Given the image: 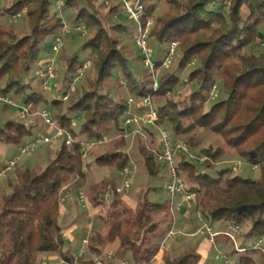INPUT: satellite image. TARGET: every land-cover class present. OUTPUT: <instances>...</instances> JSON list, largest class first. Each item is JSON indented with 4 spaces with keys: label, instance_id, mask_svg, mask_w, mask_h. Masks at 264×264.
<instances>
[{
    "label": "trees",
    "instance_id": "trees-1",
    "mask_svg": "<svg viewBox=\"0 0 264 264\" xmlns=\"http://www.w3.org/2000/svg\"><path fill=\"white\" fill-rule=\"evenodd\" d=\"M74 1L78 13L73 23L90 29L83 44L90 53L85 60H80L78 53L61 56L63 81L68 85L62 96L51 102L43 93L48 79L39 74L27 79L26 74L38 61L42 43L57 36L65 26L56 0H12L0 5V18L23 16L27 22L26 29L0 28V92L12 93L20 98L21 105L49 102L54 119L74 139L70 144L62 142L45 169H21L12 190L1 196L0 264H42L44 255L50 253L58 254L69 264L74 262L76 256L65 250L61 195L72 177L84 180L87 176L82 159L84 142L103 139L110 126L124 139L128 129L124 126L126 113L130 109L141 112L139 101L147 95L154 98L174 93L181 82L180 70L191 63L195 66L188 81L196 83V87L182 100L154 102L159 115L157 125L169 126L178 137L189 135L187 140L192 146L197 144L194 133L198 129L209 130L260 169L258 179L235 173L232 167L216 169L223 147L202 148L200 152L208 158L205 162L191 160L185 154L177 159L178 171L195 193L196 210L204 221H228L238 226L248 223L247 241L264 236V48L260 52L250 49L264 43V0H140L145 9L144 22L155 15L158 3L165 6L154 16L150 30V38L156 39L163 52L154 60L157 67L171 43L178 42V67L158 77L157 89L148 68L144 66L150 72L149 79L133 68V63L143 62L136 41L140 55L131 54L128 44L121 45L116 35L127 32V26L104 22L94 0H84L83 4L64 0L63 8H70ZM118 9L119 5L112 6L111 15L116 16ZM85 63L90 64L88 82L71 94L73 79ZM214 89L226 96L207 108ZM75 118L80 120L78 130L74 127ZM33 129L18 118L9 119L0 127V142L20 144ZM144 129L150 140L141 146L143 165L147 174L157 175L161 162L155 155L156 130L146 125ZM95 159L117 172L131 165L130 153L124 148L99 153ZM117 188V183L109 178L90 186L94 206H100L108 194L112 198L107 214L99 215L103 229L89 233L87 251L92 256L80 258V264H94L93 257L103 255L109 245H116L117 261L127 258L133 264H151L173 227L171 198L166 202L150 200L151 187L132 207L122 201ZM227 233L230 244L232 239ZM236 253L238 264H264V252L253 244L242 250L232 246L229 254ZM200 260V254L191 249L164 256V264H199Z\"/></svg>",
    "mask_w": 264,
    "mask_h": 264
},
{
    "label": "rangeland",
    "instance_id": "rangeland-1",
    "mask_svg": "<svg viewBox=\"0 0 264 264\" xmlns=\"http://www.w3.org/2000/svg\"><path fill=\"white\" fill-rule=\"evenodd\" d=\"M97 8L100 10L103 16H101V19L104 22H107L109 24H115V22L122 23L127 26V32L124 33H118L116 34L117 37L120 39L121 45L128 44V46L131 48L133 55H140L138 49L135 46V38L134 35L137 32V25L135 21L132 19L130 13H128L125 8V1L127 0H94ZM129 1V0H128ZM133 1V0H131ZM12 0H0V5L4 4H10ZM64 2V0H63ZM81 4H83L84 0H79ZM119 5L118 12L116 13V16L111 15L110 8L114 5ZM165 6L163 3H158L157 9L155 11V15H153L150 18H155L156 14L162 12L164 10ZM59 10V14L63 19L65 20V26L61 33H59L57 36L61 37L60 42V48L58 51L53 50V46L56 43V36H50L48 37L43 43H42V50L39 55L38 61L33 65V68L30 72L26 74V78L30 79L34 75L39 74V72L45 67L46 63L50 59H56L55 63V77L49 78L46 83L43 85L44 88V96L48 99L49 102L53 100L54 98L61 97L64 90L66 89L68 83H65L64 77L65 72L63 68V63L61 61V56L64 54L74 55L75 53L79 54L80 60H85L90 53V50L83 49V44L86 41L87 37L91 34V31L89 28H87L84 24H80L76 27V23H73L75 18L77 17V11L78 9L75 7V1L73 2V6L70 8H63V5L61 6ZM113 16V17H112ZM76 24V25H74ZM154 24V23H153ZM153 24L151 26V29L153 27ZM81 27V28H80ZM0 28H4L6 30H12V29H18V28H27V22L25 18L22 17H13L8 18L5 16H2L0 18ZM177 42V41H175ZM150 44L152 47V59L155 60L159 56L163 55L162 48L160 45H158V42L155 38H150ZM264 48L263 44H258L252 48L251 50L255 52H260ZM165 55V54H164ZM180 60L179 53H176L175 55L171 56L170 61L166 66H160L157 67L156 75L159 77L166 72H171L177 69L178 64ZM144 63L142 61H138L136 64L133 63V68L135 70L140 71V75H142L145 78H151L150 72L144 67ZM194 63H191L188 67H186L183 71L180 70L181 75V82L178 84L175 88V92L172 94H165L164 96H157L153 98V101L156 104L164 103L166 99L175 98L177 100H182L185 98V96L188 95L189 90L194 89L196 87V83L192 84L188 81L189 73L194 68ZM84 69V66L82 67ZM80 69V71L82 70ZM146 69V70H145ZM90 64L88 63L86 69L84 70V75L82 78H80L77 82H73L70 87V93L72 94L76 87H80V85L85 84L88 82V77L90 75ZM36 83V81H35ZM2 82L0 81V85ZM40 86V85H38ZM124 90V89H122ZM123 92V91H121ZM12 98L15 99L17 104L14 105H2L0 107V127H2L9 119L18 118L19 120H22L26 122V124L31 125L34 129L30 136L25 138L20 144H12V143H2L0 142V166H4L8 163L10 159H12L14 156L20 154V149L22 146H25L28 144L32 139L38 136L42 135H52L55 132V128H52L50 132L47 131V128L50 127V125L46 122V120L39 115L41 111L46 108L50 112V116L53 117V110L50 108V103H41L38 106H31V114L28 115L26 118L20 117V110H21V102L20 98L13 97V94H9ZM226 95L219 91L217 89L212 96V100H210L207 103V108H209L212 103L216 102L217 100H220L221 98L225 97ZM141 103V100L139 101V105ZM26 106V105H24ZM39 112V113H38ZM76 119V118H75ZM74 119V127L78 130L80 125V120ZM147 126L153 130H156V127L151 124H147ZM168 131L172 134V137L174 139H182L186 140L189 139L188 136L178 137L176 136L171 128L167 126ZM195 137L197 140V144L192 146L194 151L197 154H200L201 149L207 146H213L214 148L223 147V154L218 158L216 161L215 167L216 169H221L223 167H232V169L240 165L238 168V171L235 173H240L241 175L245 177H250L252 179H258L260 177V169L251 163L247 162L246 160L242 159L239 154H237L233 149L228 148L224 145V140L219 135H216L215 133L209 131V130H203L198 129L195 133ZM104 143L99 144L98 146H94L90 151L88 152L87 159L84 161V170L87 171V176L83 180L78 177H72L70 179V182H68L65 187L63 188V192L61 195V204L64 200H66L69 196L72 195V193L75 192L77 194L79 191H85L88 198H89V207L84 209H98L99 212L106 215L108 208L110 206V199L112 198L111 195H106L108 199H106L100 206H94V204L91 202V192H90V186L99 180L103 178H109L112 179V182L117 183L118 188L123 186L125 175L121 172H117L115 169L108 167V166H101L96 161V155L105 151H114L119 148H124V150H127L130 153L131 156V165L128 166L130 169V172L132 174V178L130 181V186L123 190L122 192H118L120 197L122 198V201L125 202L128 206H134L137 205V203L143 198L144 194L147 192V190L151 187L152 190L149 192V199L152 201H159V202H166L169 200L168 192L165 189L166 183L168 178L170 177V174L168 172L167 166L164 163L161 164V170L157 175H149L146 173V170L143 165V155L141 153V146L143 143L149 142L150 140V134L146 132L144 128H140L139 126H131L128 127V129L125 132L124 139L122 137V134H120L117 129L114 126H110L109 130L107 131L106 135L104 136ZM160 139V133L158 130H156L155 133V140L159 142ZM196 140L194 143H196ZM63 142V139H59L58 141L54 143H39L37 147H35L33 150H30L26 154H23L20 156L19 160L17 161V165L12 168L10 171H8L5 175L0 177V187L3 182L6 180L11 179L12 185L8 186L5 191L0 190V197L4 193H9L12 190V187L14 183L17 181L16 175L17 171L23 169V168H31L36 169L38 171H41L46 168V166L49 164V162L54 159L57 150L61 146ZM156 148V147H155ZM204 155L203 153H201ZM206 156V155H204ZM83 159V158H82ZM208 159V158H207ZM199 162V161H197ZM238 167V166H237ZM215 170H211V172H214ZM234 172V171H233ZM188 184V182H187ZM117 188V189H118ZM127 197V198H126ZM77 202V201H76ZM79 203V201H78ZM78 203H76L78 205ZM193 206L196 214L193 215V217L186 222V220L181 217V213H179L181 210L178 209L179 206L175 205L173 207V212L176 214L178 218V225L176 228L173 229V233L178 231V229H181L182 232L179 234L185 240H190V242H193L192 239H190L189 233H194L197 230V227H201L203 230V233H198L196 237L194 238L196 241H199L201 238H204L207 228L211 227L213 231L221 230V226H226L230 224L228 221H204V219L197 215V210L195 206V200L192 201L188 205L184 206ZM79 206L81 209L83 208L81 204L79 203ZM77 207V206H76ZM182 207V206H181ZM199 212V211H198ZM100 213V214H101ZM200 213V212H199ZM177 221V220H176ZM60 223L64 224L63 218L60 217ZM235 224H232L228 232H232L231 229L232 226ZM238 226V225H237ZM97 226H94L96 228ZM183 228V229H182ZM249 228V224L246 223L243 226H239V229L233 233L235 240H232V246L240 248L242 250L243 246H246L247 244H253L255 245L256 240L253 239L251 241H247L245 238V234ZM196 230V231H195ZM232 239V238H231ZM166 244L168 240L166 239ZM67 245V243H66ZM230 246V244H227ZM260 249L264 252V241L260 244ZM231 246V247H232ZM66 247V246H65ZM214 252L211 254V259L213 263L215 264H226L225 261L227 260L228 264H236L238 263V253L236 254H229V256L226 255V251L228 250L221 248H216L213 250ZM86 257H91V253L88 251H84ZM217 254L225 255V259H219L217 257ZM259 260V259H258Z\"/></svg>",
    "mask_w": 264,
    "mask_h": 264
},
{
    "label": "built area",
    "instance_id": "built-area-1",
    "mask_svg": "<svg viewBox=\"0 0 264 264\" xmlns=\"http://www.w3.org/2000/svg\"><path fill=\"white\" fill-rule=\"evenodd\" d=\"M57 8H61L63 4V0H56L55 2ZM125 10L130 13L132 19L135 21L137 25V34L135 36V41L140 49L142 54V59L144 66L150 70L152 73L153 78V87L155 89L159 86V78L156 75L157 66L152 59V47L150 44V30L153 24V19L148 18L145 22L143 21V16L145 14L144 5L141 3L140 0H127L125 1L124 5ZM81 28V27H80ZM56 43L53 46L54 51H58L60 48L61 37L56 36ZM178 47V42H172L169 51L167 52L166 56L164 57L161 66H166L170 61L171 56L175 54V50ZM55 63L56 59H50L46 63L45 67L39 72L40 78H53L55 77ZM88 63L84 64V69L78 72L77 76L73 79V82H77L78 79L83 77L84 70L86 69ZM215 89L212 93H214ZM67 96H65V99ZM17 102L14 98H12L8 94H4L0 92V107L2 105H16ZM129 104H133V99H129ZM143 108L141 112L135 111L133 112L131 109L126 113L124 117V126L127 128L129 126H139L141 129L144 128V125L147 124L154 125L156 130L160 133V139L158 142V149L155 150L156 158L159 162L164 163L167 166L168 172L170 177L166 183V190L171 198V207L173 208L175 205L177 206H184L190 204L192 201L195 200V193L191 192L188 189V184L184 179V176L181 175L177 168V159L180 155L185 154L191 160H197L200 162H205L207 160V156L202 154H197L192 146L186 141L182 139H174L170 131L167 128L157 125L158 120V112L154 105L153 97L151 95H147L143 99H141V103L139 105ZM31 106H21L20 110V117L26 118L28 115L31 114ZM39 113V112H38ZM46 122L50 125V128H55V132L52 135H42L38 136L35 139L31 140L25 146H22L20 149V154L14 156L12 159L8 161L7 164L0 168V177L5 175L8 171L14 168L17 165V161L19 160L20 156L26 154L30 150H33L39 143H54L59 139H63L64 142L70 144L73 142V136L71 132L67 129L61 127L58 122L54 119V117L50 116V112L48 109L44 108L41 113H39ZM104 139H97L88 142H84L82 158L83 160L87 159L88 152L94 146H98L101 143H104ZM238 166V167H237ZM233 168L234 172L238 171L240 165H237ZM125 175L124 184L122 187L118 188V192H122L126 188L130 186V181L132 178V174L130 172L129 167H127L124 171L121 172ZM106 199L108 197L106 196ZM78 201L83 208L89 207V198L85 191H79L78 193ZM207 233L213 238L217 233L213 232V230L208 227ZM233 231L228 232L227 234L235 240L233 233H235L239 226L233 225L231 228ZM173 234V229H171L164 241L161 243V248L164 247L165 241L168 237ZM264 237V236H263ZM255 242L256 247H261V243L264 241V238H259ZM84 251H81L76 257L73 263L71 264H80V258L84 257ZM224 258V256H220ZM94 264H133L131 260L124 258L119 261L115 259V254L113 252H108L106 254L100 256L93 257ZM42 264H69L63 259L59 260L58 262L51 261V260H43Z\"/></svg>",
    "mask_w": 264,
    "mask_h": 264
},
{
    "label": "crops",
    "instance_id": "crops-1",
    "mask_svg": "<svg viewBox=\"0 0 264 264\" xmlns=\"http://www.w3.org/2000/svg\"><path fill=\"white\" fill-rule=\"evenodd\" d=\"M52 128H47V131L50 132ZM1 167V166H0ZM20 171V170H19ZM17 171V174L18 172ZM17 178V175H16ZM15 184V183H14ZM12 185L11 179L6 180L1 184L0 190L5 191L8 186ZM13 188V187H12ZM166 189V188H165ZM77 194L72 193L71 196H69L66 200L63 201L61 204V216L64 221V235L66 238L65 244V250H70L71 253H73L75 256H77L81 251H87V243H88V236L89 233L93 230H102L104 225L101 218H99V215H103L99 210L96 209H84L79 206L78 198L76 196ZM2 196V195H1ZM169 198L170 195L168 194ZM1 198V197H0ZM127 198V197H126ZM77 201V202H76ZM78 203V205L76 204ZM77 206V207H76ZM136 205L132 206L135 207ZM194 206V205H193ZM192 205L191 206H179L178 209L181 213V217H183L186 222L190 220L194 214H196V211ZM172 215L175 213L173 212V208L171 207ZM101 213V214H100ZM197 215L201 217L200 213L197 211ZM174 224L172 229L176 228L178 225V218L176 214L173 215ZM177 220V221H176ZM232 224H228L226 226H221V230L215 231L217 234L211 238V236L206 232L204 238H201L199 241H196L194 238L198 233H203V230L201 227H197L198 233H189V235L193 240V242H190V240H185L182 236L179 234L182 232L181 229H178V231L174 232L170 237L167 238L168 242L164 247L160 248L159 253L156 255V257L153 259L151 264H164V256L167 254L176 256L184 251L191 249L201 256V260L199 264H215L213 263L211 257V254L214 252L213 250L218 246V248L227 249L226 255L231 252V245H227V237L226 232L230 229ZM94 226H97L94 228ZM211 228V227H210ZM183 229V228H182ZM212 229V228H211ZM213 230V229H212ZM214 232V231H213ZM229 242V241H228ZM230 243V242H229ZM231 244V243H230ZM108 252H113L115 254L116 252V245H109L104 250V254ZM221 255L217 254V257L219 259L224 260V258L220 257ZM44 258L47 260L58 262L62 258L58 254H45ZM116 259V258H115ZM226 264H228L227 260L225 261ZM238 264V263H236Z\"/></svg>",
    "mask_w": 264,
    "mask_h": 264
}]
</instances>
